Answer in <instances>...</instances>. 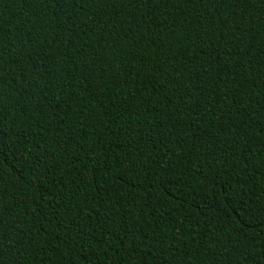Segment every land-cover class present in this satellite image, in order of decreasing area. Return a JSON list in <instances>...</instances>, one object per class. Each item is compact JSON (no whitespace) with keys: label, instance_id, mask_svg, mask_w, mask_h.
I'll return each instance as SVG.
<instances>
[{"label":"trees","instance_id":"obj_1","mask_svg":"<svg viewBox=\"0 0 264 264\" xmlns=\"http://www.w3.org/2000/svg\"><path fill=\"white\" fill-rule=\"evenodd\" d=\"M0 264H264V0H0Z\"/></svg>","mask_w":264,"mask_h":264}]
</instances>
